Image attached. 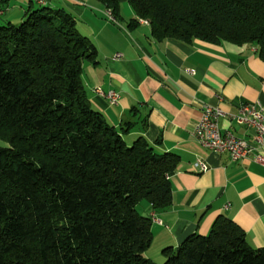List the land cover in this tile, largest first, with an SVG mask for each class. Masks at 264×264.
<instances>
[{
	"label": "trees",
	"instance_id": "trees-1",
	"mask_svg": "<svg viewBox=\"0 0 264 264\" xmlns=\"http://www.w3.org/2000/svg\"><path fill=\"white\" fill-rule=\"evenodd\" d=\"M127 1L157 40L251 45L264 61V0ZM97 60L65 11L38 7L18 26L0 24V140L9 144L0 148V264H155L152 219L138 207H171L179 157L144 136L129 143L93 108L82 75ZM163 255L165 264H264V248L225 216Z\"/></svg>",
	"mask_w": 264,
	"mask_h": 264
},
{
	"label": "crops",
	"instance_id": "crops-1",
	"mask_svg": "<svg viewBox=\"0 0 264 264\" xmlns=\"http://www.w3.org/2000/svg\"><path fill=\"white\" fill-rule=\"evenodd\" d=\"M114 1L116 23L107 16L112 9L101 0H17L7 9L0 7V24L20 23L38 7L72 15L81 35L98 51L97 64H85L82 75L93 108L110 125L126 129L129 143L144 136L157 153L179 157L171 177V207L153 211L150 204H141V212L152 219L148 259L165 262V249L178 248L194 234L206 235L220 216L238 224L252 248L263 249L264 167L233 162L228 154L206 150L192 135L204 105L219 106L227 114L236 113L241 104L264 110V61L257 48L160 41L150 26L139 22L127 0ZM13 6L19 10L6 13ZM97 88L118 92L119 104L109 105L96 94ZM220 126L241 134L228 118ZM198 162L208 171L202 173Z\"/></svg>",
	"mask_w": 264,
	"mask_h": 264
},
{
	"label": "built area",
	"instance_id": "built-area-1",
	"mask_svg": "<svg viewBox=\"0 0 264 264\" xmlns=\"http://www.w3.org/2000/svg\"><path fill=\"white\" fill-rule=\"evenodd\" d=\"M107 16L110 21L117 22L114 16ZM95 92L109 105L119 104L121 95L118 92H105L101 88L95 89ZM223 118L234 122L241 129V134L236 135L229 129L223 130L220 126ZM192 135L206 150L228 154L233 162L252 161L264 167V110L257 104H241L234 114H227L219 106L204 105ZM197 165L202 173L208 171L205 164L198 162Z\"/></svg>",
	"mask_w": 264,
	"mask_h": 264
},
{
	"label": "rangeland",
	"instance_id": "rangeland-1",
	"mask_svg": "<svg viewBox=\"0 0 264 264\" xmlns=\"http://www.w3.org/2000/svg\"><path fill=\"white\" fill-rule=\"evenodd\" d=\"M17 0H15L14 2H12V4L13 3H15ZM12 10H19V7H18V9H15V6H13L11 9L9 8V10H7L6 11V13H8L9 11H12ZM11 15V14H10ZM8 17H9V15H8ZM21 23V22H20ZM20 23L18 22V23H13L12 22V24L13 25H20ZM7 147H9V144H8V142H5V141H2V140H0V148H7ZM138 209H139V211L141 212V207L139 206L138 207ZM210 234V232L209 233H207L206 235H204V236H208ZM152 252V251H151ZM153 252H154V250H153ZM147 257V256H146ZM155 263V262H154ZM155 264H165V262H161V263H155Z\"/></svg>",
	"mask_w": 264,
	"mask_h": 264
},
{
	"label": "bare ground",
	"instance_id": "bare-ground-1",
	"mask_svg": "<svg viewBox=\"0 0 264 264\" xmlns=\"http://www.w3.org/2000/svg\"><path fill=\"white\" fill-rule=\"evenodd\" d=\"M107 14H109V16H114L111 10L108 11ZM138 20H139V22H141V23H143V24H145V25L150 26V23H149L148 21H146V20H142V19H138ZM155 220H156V219H155Z\"/></svg>",
	"mask_w": 264,
	"mask_h": 264
}]
</instances>
